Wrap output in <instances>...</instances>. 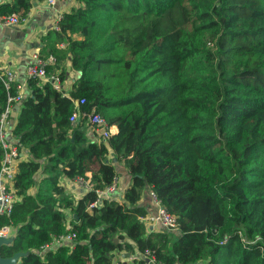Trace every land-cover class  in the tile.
I'll list each match as a JSON object with an SVG mask.
<instances>
[{
    "label": "trees",
    "instance_id": "obj_1",
    "mask_svg": "<svg viewBox=\"0 0 264 264\" xmlns=\"http://www.w3.org/2000/svg\"><path fill=\"white\" fill-rule=\"evenodd\" d=\"M33 1L0 3V16L26 17ZM78 1L39 49L62 79L65 59L77 72L69 96L26 77L13 104L11 139L28 158L13 176V208L0 215L14 231L0 255L116 264L125 250L142 264L149 249L164 264H264V0ZM17 83L0 77V113ZM71 98L117 131L91 140L85 117L69 121ZM113 160L130 172L121 201L89 206L117 175ZM62 177L92 188L75 198ZM146 190L175 229L141 219ZM66 232L74 237L52 243Z\"/></svg>",
    "mask_w": 264,
    "mask_h": 264
},
{
    "label": "built area",
    "instance_id": "obj_2",
    "mask_svg": "<svg viewBox=\"0 0 264 264\" xmlns=\"http://www.w3.org/2000/svg\"><path fill=\"white\" fill-rule=\"evenodd\" d=\"M48 5H53L54 0H46ZM61 16L56 19L54 23V29H58V21ZM26 17H20L15 13L1 15V26H15L24 23ZM56 58L52 54L42 55L39 52H33L30 54L28 63L25 68V75L27 77H33L37 80V85L41 86L45 82H49L52 88L61 92L63 95L69 96L71 90V83L65 78L59 76V71H50L48 67L55 65ZM0 77L2 78L4 85L8 88L13 82L17 81L18 74L11 68H0ZM69 82V83H68ZM16 94L8 95L6 105L3 111L0 113V145L3 149V155L0 161V215H9L13 203L16 199L13 189V176L17 168V163L20 159L21 152L16 145L8 140L7 133L11 132V128L14 125V106L22 100L24 93V85H15ZM75 103V109L69 117V121L73 124L76 119L80 117L86 118V133L91 140L101 141L105 140L112 134V126L109 125L106 119L98 112L92 110L85 112L79 109V105L84 102L83 98L78 100L71 98ZM74 183L81 187L82 191L91 189L92 185L88 179L82 177L74 178ZM96 200L89 204V206L99 205L102 199H110L121 201L122 195L125 189H122L118 183L117 175L111 184L105 186L103 189H97ZM121 192V194L119 193ZM150 203L154 209L153 213L147 214L145 217H141L142 220L152 229L154 226H162L164 228L175 229L176 219L175 216L168 213L167 210L160 205L159 200L156 198L153 191L149 190ZM69 228V225L67 226ZM14 231L9 225L0 227V237L12 238ZM74 237L73 233H63L53 237L52 243H60L69 241ZM143 259L142 264H164L155 259L153 251L146 249L141 253Z\"/></svg>",
    "mask_w": 264,
    "mask_h": 264
},
{
    "label": "crops",
    "instance_id": "obj_3",
    "mask_svg": "<svg viewBox=\"0 0 264 264\" xmlns=\"http://www.w3.org/2000/svg\"><path fill=\"white\" fill-rule=\"evenodd\" d=\"M9 1L10 0H0V3ZM78 5H80L78 0H54L53 5H48L46 0H34L24 23L15 26L0 25V68L14 69L18 74L19 83L24 85L26 79L25 68L30 54L33 52L40 53L39 49L44 45L42 39L49 31L54 29L56 19L63 13L68 12L71 8L77 7ZM63 67L67 74L66 78L72 83L77 77V72L70 69L69 61L67 59L64 60ZM26 91V88H24V93ZM17 113L18 111L15 110L14 106V117L17 116ZM116 131V125H113L112 134ZM20 154V159L28 158V155L24 153V151ZM113 162L116 166L119 186H121L122 189H125L130 182L129 169L125 166L123 160H113ZM60 183L64 185L66 191L73 194L75 198L79 197L83 192L81 187L76 185L72 179L62 177ZM35 191V186L30 189V193L32 194ZM119 193L121 194V192ZM140 202L148 207V214L154 212L150 203L149 190H146ZM158 228H160V226L156 225L152 229ZM123 253H126V251L122 250L119 253H114V263L134 264L132 257L130 255L123 256ZM19 260L20 257L17 259V262Z\"/></svg>",
    "mask_w": 264,
    "mask_h": 264
},
{
    "label": "water",
    "instance_id": "obj_4",
    "mask_svg": "<svg viewBox=\"0 0 264 264\" xmlns=\"http://www.w3.org/2000/svg\"><path fill=\"white\" fill-rule=\"evenodd\" d=\"M18 109H19V106L18 105H15V110L18 111ZM7 138H8V140L12 141V139H11V133L10 132L7 133ZM12 142L14 143V141H12ZM16 143H18V142H16ZM11 241H12V238L0 237V245L1 244L10 243ZM22 255H23L22 252H16L11 257H2L0 255V264H15V263H17V259L19 257H21ZM122 255L123 256H129V253L126 252V253H123Z\"/></svg>",
    "mask_w": 264,
    "mask_h": 264
},
{
    "label": "bare ground",
    "instance_id": "obj_5",
    "mask_svg": "<svg viewBox=\"0 0 264 264\" xmlns=\"http://www.w3.org/2000/svg\"><path fill=\"white\" fill-rule=\"evenodd\" d=\"M27 77V76H26Z\"/></svg>",
    "mask_w": 264,
    "mask_h": 264
}]
</instances>
